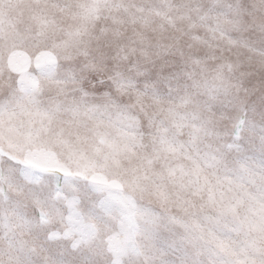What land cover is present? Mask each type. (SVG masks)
<instances>
[{"label": "snow or ice", "instance_id": "1", "mask_svg": "<svg viewBox=\"0 0 264 264\" xmlns=\"http://www.w3.org/2000/svg\"><path fill=\"white\" fill-rule=\"evenodd\" d=\"M0 264H264V0H0Z\"/></svg>", "mask_w": 264, "mask_h": 264}]
</instances>
